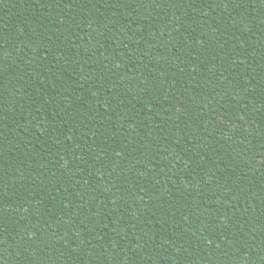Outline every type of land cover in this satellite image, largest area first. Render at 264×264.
I'll list each match as a JSON object with an SVG mask.
<instances>
[{
	"label": "trees",
	"instance_id": "obj_1",
	"mask_svg": "<svg viewBox=\"0 0 264 264\" xmlns=\"http://www.w3.org/2000/svg\"><path fill=\"white\" fill-rule=\"evenodd\" d=\"M0 264H264V0H0Z\"/></svg>",
	"mask_w": 264,
	"mask_h": 264
}]
</instances>
